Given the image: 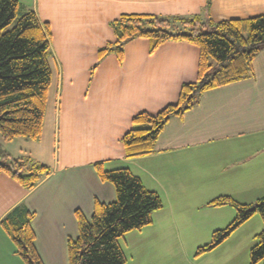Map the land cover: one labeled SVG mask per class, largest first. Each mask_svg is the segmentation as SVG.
Masks as SVG:
<instances>
[{"label": "crops", "instance_id": "obj_1", "mask_svg": "<svg viewBox=\"0 0 264 264\" xmlns=\"http://www.w3.org/2000/svg\"><path fill=\"white\" fill-rule=\"evenodd\" d=\"M16 1L22 12L33 11L49 25L51 81L39 139L0 137V150L49 173L31 190L0 173V221L19 205L33 214L30 226L42 264L68 263L67 240L78 236L75 212L89 221L95 201L115 200L113 185L97 176L96 162L107 170L128 168L162 199L150 226L119 240L126 264H145L151 253H171V247L185 251L176 223L181 216L206 222L209 233L227 226L235 211L208 205L217 197L252 205L264 196V49L253 59L252 76L204 91L197 105L169 119L153 152L137 158H125L120 142L134 127L132 117L154 115L177 102L181 84L195 79L198 49L168 40L150 51L148 39L136 38L124 44L121 61L113 53L97 58L98 49L114 41L110 22L122 14L216 23L262 15L264 0ZM90 35L95 40L85 62L96 66L77 80L76 68L70 70L77 60L74 46ZM262 227L253 216L238 228L241 239L229 243L230 236L193 264H249ZM0 264H22L1 228Z\"/></svg>", "mask_w": 264, "mask_h": 264}, {"label": "trees", "instance_id": "obj_2", "mask_svg": "<svg viewBox=\"0 0 264 264\" xmlns=\"http://www.w3.org/2000/svg\"><path fill=\"white\" fill-rule=\"evenodd\" d=\"M110 28L115 39L98 49V60L113 53L121 61L124 44L136 38L148 39L150 51L168 40H182L198 49L195 79L181 84L177 102L154 115L140 112L132 117L134 127L120 139L125 158L151 154L169 119L197 105L204 91L252 76L253 59L264 49V14L216 23H206L199 17L122 14L110 22ZM50 38L48 23L40 22L33 11L22 12L16 0H0V137L5 142L17 137L36 141L41 135L51 81ZM93 167L101 181L113 185L115 200L95 201L89 221L75 212L78 236L67 240V264H126L119 240L150 226L153 213L163 207L162 199L157 192L146 190L126 167L107 170L103 162ZM0 173L31 190L49 168L27 159H12L0 150ZM208 205L228 206L235 214L227 226L211 233L210 242L198 247L195 256L212 251L258 216L263 227L254 236L248 260L249 264H264V196L252 205L240 204L230 196L217 197ZM32 217L19 205L0 221L22 264H42L34 248Z\"/></svg>", "mask_w": 264, "mask_h": 264}, {"label": "rangeland", "instance_id": "obj_3", "mask_svg": "<svg viewBox=\"0 0 264 264\" xmlns=\"http://www.w3.org/2000/svg\"><path fill=\"white\" fill-rule=\"evenodd\" d=\"M113 39L114 36H113ZM95 38H93V35L90 36H84L81 39H78L76 42V45L74 46V51L76 53L75 58L76 63L75 65H72L73 63H70V70L72 71V66L76 68V76L74 79L77 78L79 80L81 78V74L85 73L86 78L91 73V71L94 70L95 64H92L90 67L86 66V58L88 56V53L90 51V46H93ZM90 54V53H89ZM71 82V79H70ZM258 217V216H256ZM232 221V220H231ZM230 221V222H231ZM229 222V223H230ZM178 224L179 229L182 231V234L184 235L185 243L187 244V248H185V251H176L175 247H171V253L169 251L165 252H155L151 253L150 257H147V262L145 264H171L173 261H170V258L177 261L179 264H193L195 263L196 259L200 256H195L196 249L200 246H203L210 242L211 239V233H209L207 230L206 222L201 221L199 219H191L190 215H187L186 217L181 216V219H178L176 221ZM228 223V224H229ZM240 228V227H239ZM242 230H235L233 234L231 235L230 242L234 241L236 242V239L240 237L241 239V232ZM173 243V241H171ZM255 243V240H254ZM193 246L194 248L192 249ZM191 247V248H190ZM250 251V250H249ZM222 255V254H220ZM199 260V261H200ZM231 260V258H230ZM193 261V262H192ZM197 261V260H196ZM234 261V260H233ZM249 263V260H248ZM233 264V263H232Z\"/></svg>", "mask_w": 264, "mask_h": 264}]
</instances>
